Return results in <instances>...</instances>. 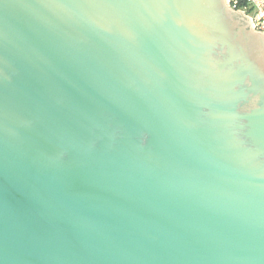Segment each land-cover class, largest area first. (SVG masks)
Here are the masks:
<instances>
[{"label":"water","instance_id":"95a60500","mask_svg":"<svg viewBox=\"0 0 264 264\" xmlns=\"http://www.w3.org/2000/svg\"><path fill=\"white\" fill-rule=\"evenodd\" d=\"M0 264H264V32L227 0H0Z\"/></svg>","mask_w":264,"mask_h":264},{"label":"built area","instance_id":"2783aa9c","mask_svg":"<svg viewBox=\"0 0 264 264\" xmlns=\"http://www.w3.org/2000/svg\"><path fill=\"white\" fill-rule=\"evenodd\" d=\"M227 3L247 16L254 30L264 32V0H227Z\"/></svg>","mask_w":264,"mask_h":264}]
</instances>
